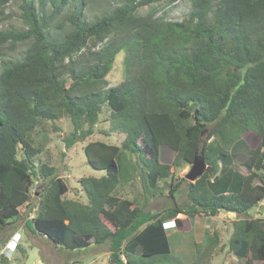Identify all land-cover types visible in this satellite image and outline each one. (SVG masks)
<instances>
[{
	"label": "trees",
	"instance_id": "trees-1",
	"mask_svg": "<svg viewBox=\"0 0 264 264\" xmlns=\"http://www.w3.org/2000/svg\"><path fill=\"white\" fill-rule=\"evenodd\" d=\"M11 1L0 0V12ZM116 1L88 21L85 0H20L25 28L0 30V47L30 42L21 60L0 71L3 245L23 220L29 233L66 250L108 245L110 264H162L172 256L166 221L186 232L196 216L224 212L238 216L232 256L264 262V219L249 214L264 201V0H185L190 11L181 21L156 10L138 14L180 0ZM120 53L124 79L109 86ZM62 118L72 125L65 148L93 135L123 137L119 145L84 146L87 164L103 172L79 180L85 204L64 198L68 186L53 167L34 164L42 152L35 131ZM247 133L258 147L248 150L244 176L233 169L232 148ZM162 146L174 152L170 164L159 161ZM196 152L214 171L194 182L178 179ZM183 184L180 205L175 194ZM33 185L37 205L30 204ZM159 198L165 205L148 209ZM218 238L206 233L196 253H213ZM18 250V263L0 254V264H22L25 250Z\"/></svg>",
	"mask_w": 264,
	"mask_h": 264
},
{
	"label": "rangeland",
	"instance_id": "rangeland-1",
	"mask_svg": "<svg viewBox=\"0 0 264 264\" xmlns=\"http://www.w3.org/2000/svg\"><path fill=\"white\" fill-rule=\"evenodd\" d=\"M84 7L85 18L90 21L103 13L109 12L112 8L119 5L116 0H85ZM20 0H12L3 11L0 12V30L7 29H23L25 28L21 19ZM151 10H156V16H164L167 21H181L187 16L190 11V4L185 0H180L174 4H153L143 7L138 10L139 15H146ZM67 11H63V15ZM57 23L63 24L62 17ZM67 30L66 26H63ZM29 41L23 44H17L11 49L8 46L0 47V71L1 64L5 62L19 61L23 57V53ZM123 54L116 55L112 64L111 70L106 77L109 86H115L124 79L123 70ZM43 128V127H41ZM38 128L34 135V144L38 146L42 152L39 157L35 158L34 164L37 169L40 164H46L53 167L56 176L61 178L68 186V192L64 196L65 199L77 200L85 204L86 199L84 192L79 185V180L86 177H100L103 172L93 170L86 162L83 148L88 141H102L112 145H119L123 137L113 135L111 137H103L94 135L85 141H78L70 148H65V140L72 131V125L67 118H62L55 124L45 123L44 128ZM258 145V139L252 134L247 133L243 136L242 141L237 143L232 148V166L233 169L241 175H247L249 169V149H254ZM21 156V155H19ZM174 157V152L167 147H160L159 161L162 164H170ZM190 166L184 167L179 173H176L178 179H184V176L189 171ZM264 178V173H263ZM136 188H138L136 186ZM40 188L33 185L30 189L31 198L30 204L37 205ZM139 192V188L136 189ZM186 184L180 188L175 194V200L178 204H182L185 200ZM129 197L134 196V190L130 189L127 192ZM165 205V199L159 198L151 200L148 209L151 211L160 210ZM22 212L26 213V209L22 208ZM27 214V213H26ZM250 216L253 218L264 219V201L256 208L250 211ZM33 214H27L26 218H31ZM238 216L231 213L221 212L214 217L198 215L190 223L193 227L191 231L180 232L176 231L174 225L170 221L165 222L166 235L171 247L172 256L169 259L164 258L162 264H245L243 260H238L232 256L228 250V242L232 233V224ZM217 232L219 236V244L215 251L209 255H198L195 251V244H199L204 235ZM17 245L9 240L13 236H18ZM8 243L2 245L0 239V254L6 251V254L11 252L12 255H7L8 260L16 261L21 246L25 250L26 257L22 264H110L108 245L98 246L91 244L85 249L66 250L63 247L54 246L50 241L43 237L29 233L23 226V220L16 223V229L7 233ZM8 246V247H7ZM174 257V258H173ZM16 263V264H17ZM14 264V263H12ZM254 264H264V262H254Z\"/></svg>",
	"mask_w": 264,
	"mask_h": 264
},
{
	"label": "water",
	"instance_id": "water-1",
	"mask_svg": "<svg viewBox=\"0 0 264 264\" xmlns=\"http://www.w3.org/2000/svg\"><path fill=\"white\" fill-rule=\"evenodd\" d=\"M214 170L206 165L202 154L195 153L192 163L190 165V169L187 174L184 176V180L188 182H194L203 173H212Z\"/></svg>",
	"mask_w": 264,
	"mask_h": 264
},
{
	"label": "crops",
	"instance_id": "crops-1",
	"mask_svg": "<svg viewBox=\"0 0 264 264\" xmlns=\"http://www.w3.org/2000/svg\"><path fill=\"white\" fill-rule=\"evenodd\" d=\"M93 136H94V135H93ZM91 137H92V136H91ZM88 142H90V141H88ZM88 142H87V143H88ZM87 143H86V144H87ZM31 214H33V213H31ZM32 217H33V216H32ZM32 217H31V218H32ZM26 219H30V218H26ZM192 223H193V222H192ZM192 227H193V225L191 226V229H192ZM174 228H175V227H174ZM175 229H176V228H175ZM191 229H190L189 231H191ZM165 231H166V230H165ZM176 231H177V230H176ZM17 235H18V234H17ZM8 236H9V235L6 234V237H5V238L7 239V240H6L7 243H8L9 241H11V240L17 241V240H18V237H19V235H18V236H13V237H11V239L8 241ZM44 239H45V238H44ZM1 244L3 245V242H2ZM13 253H14V252H9V254H6V251L3 252V254H4L5 256H7V255L10 256V255H12ZM9 256H7V257H9Z\"/></svg>",
	"mask_w": 264,
	"mask_h": 264
},
{
	"label": "clouds",
	"instance_id": "clouds-1",
	"mask_svg": "<svg viewBox=\"0 0 264 264\" xmlns=\"http://www.w3.org/2000/svg\"><path fill=\"white\" fill-rule=\"evenodd\" d=\"M164 228H165V223H164ZM18 234V233H17ZM19 235V234H18ZM16 236V235H15ZM10 242H14V244L17 245V241L11 240Z\"/></svg>",
	"mask_w": 264,
	"mask_h": 264
},
{
	"label": "built area",
	"instance_id": "built-area-1",
	"mask_svg": "<svg viewBox=\"0 0 264 264\" xmlns=\"http://www.w3.org/2000/svg\"><path fill=\"white\" fill-rule=\"evenodd\" d=\"M8 247V246H7ZM15 247L12 248V250H10L11 252L14 251Z\"/></svg>",
	"mask_w": 264,
	"mask_h": 264
}]
</instances>
